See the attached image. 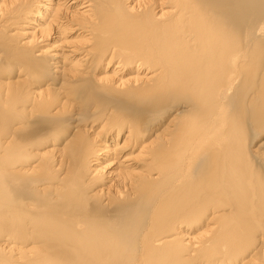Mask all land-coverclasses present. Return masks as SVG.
Masks as SVG:
<instances>
[{"label": "bare ground", "instance_id": "6f19581e", "mask_svg": "<svg viewBox=\"0 0 264 264\" xmlns=\"http://www.w3.org/2000/svg\"><path fill=\"white\" fill-rule=\"evenodd\" d=\"M0 264H264V0H0Z\"/></svg>", "mask_w": 264, "mask_h": 264}]
</instances>
